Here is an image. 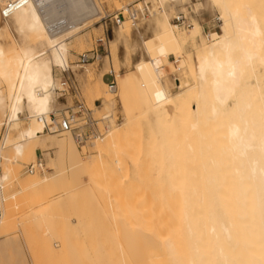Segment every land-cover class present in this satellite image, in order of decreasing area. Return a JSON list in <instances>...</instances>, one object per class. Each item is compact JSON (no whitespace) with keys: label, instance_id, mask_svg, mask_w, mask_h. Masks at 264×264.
I'll return each instance as SVG.
<instances>
[{"label":"bare ground","instance_id":"bare-ground-1","mask_svg":"<svg viewBox=\"0 0 264 264\" xmlns=\"http://www.w3.org/2000/svg\"><path fill=\"white\" fill-rule=\"evenodd\" d=\"M62 1L32 0L0 26V81L6 84L5 91L0 88V110L7 117L1 151L8 142L17 155L27 152L29 146L36 149L42 145L46 136L43 124L51 120L49 114L57 86L53 67L67 65L66 39L81 27L76 24L90 19L93 10L98 11L94 0H64L67 6L64 11L69 9L77 18L71 24L65 17L58 18L65 12L56 17L54 10H48L55 4L58 7ZM181 1L153 0L159 6L158 14H162L157 17V24L172 50L164 53L163 63L139 64L134 75L141 97V113L151 126L149 133L161 136L160 152L170 161L165 168L169 165L172 169L174 162L181 158V162L186 160L183 164L178 162L183 178L169 183L179 189L180 198L176 197L181 200L182 208L178 213L181 212L179 217L185 223L182 235L188 237L190 253L185 256L186 263L184 260L179 263L186 252L181 251L178 256L179 244L176 248L170 238L165 239V249L175 264H264V0H209L210 8L219 11L221 23L220 32L211 31L206 35L195 18L186 31L169 22L165 5L174 6L172 3ZM58 21L65 22V26L52 32L49 24ZM10 30L20 37L19 49L11 43L5 44ZM188 44L192 47L191 53L181 49V45ZM39 45L46 49L38 50ZM170 55L177 62L171 66L173 70L185 69L182 72L186 74L175 78L176 93L171 91L168 82L162 83L163 66L172 64ZM156 95H160L157 100ZM124 125L122 122L109 127V140L96 144L97 148L115 145ZM64 141H49V147L68 155L76 167L83 168L85 163L74 142L67 140L69 147ZM9 165L3 164L0 186L11 178ZM167 170L169 173L170 169ZM64 176L59 172L54 178ZM44 183L46 178L39 175L28 182L35 186ZM195 218L203 224L195 226Z\"/></svg>","mask_w":264,"mask_h":264},{"label":"rangeland","instance_id":"rangeland-1","mask_svg":"<svg viewBox=\"0 0 264 264\" xmlns=\"http://www.w3.org/2000/svg\"><path fill=\"white\" fill-rule=\"evenodd\" d=\"M94 2L98 11L93 10L90 19L76 24L81 27L66 39L69 45L66 68L53 67L57 86L49 117L54 114L59 120L64 114L82 110L79 105L83 104L90 110V116L97 120L95 128L102 136L78 143L70 132H48V122H44L46 136L42 145L36 149L29 146L27 152L18 156L9 142L1 151L7 117L0 110V172L5 162L12 170L11 178L0 186V264H175L165 249L169 238L175 247L179 244L178 248H182L183 243L182 249L176 247L178 256L181 251L186 252L179 263L183 260L186 263L185 256L190 253L188 237L182 235L185 223L179 217L181 212L178 213L182 208L181 200L176 197L180 198L179 189L169 183L175 178L176 181L183 178L178 164L185 159L174 162L172 173L169 165L165 168L170 161L164 152H160L161 136L149 133L151 126L141 113V97L134 78L138 66L163 63L164 53L172 50L157 24V17L162 15L161 12L158 14L159 6L153 0ZM172 4L171 9L170 5H165L170 23L175 24L174 16L183 11L190 22L196 20L202 24L204 35L211 31L220 32L221 22L216 21L219 11L210 8L209 0H182ZM57 5L48 10H54L56 17L65 12L58 18L65 17L71 24L77 22L72 11H64L66 4L63 3L61 10ZM132 7L139 15L136 20L128 14ZM122 8H125L124 18L116 23L113 16ZM2 23L0 19V26ZM181 29L186 31L189 28ZM19 38L10 30L5 44L11 43L19 49ZM36 48L46 49L40 45ZM191 48L189 44L181 45V49L188 53L192 52ZM94 51L97 56L93 55ZM86 52L91 59L83 63L80 54ZM169 60L172 64L163 66L165 76L162 83L168 82L171 91L176 93L174 80L186 77L182 72L185 69L173 70L171 66L177 64L174 55H170ZM114 77L116 87L111 90L109 83ZM5 86L1 80L2 91ZM159 96L156 95V100ZM108 113L110 115L106 116ZM122 122H125L120 128L123 133L115 145L97 148L109 140V127ZM169 130L173 132L172 128ZM12 137L10 132L9 139ZM53 138L74 142L84 167H76L74 159L49 147L50 142L55 141ZM66 141L65 146H69L70 142ZM32 164L35 170L30 172ZM182 166L184 169L185 165ZM167 169H170L169 173ZM59 172L65 176L55 180L54 176ZM35 175L46 178V183L29 185ZM194 221L195 226H200V222L203 224L200 219ZM198 235L201 239L202 234Z\"/></svg>","mask_w":264,"mask_h":264},{"label":"built area","instance_id":"built-area-1","mask_svg":"<svg viewBox=\"0 0 264 264\" xmlns=\"http://www.w3.org/2000/svg\"><path fill=\"white\" fill-rule=\"evenodd\" d=\"M31 1L32 0H4L2 2L0 1V19L5 20L16 10L24 7ZM129 10H130V12L128 11L129 16H132V18L136 20L138 16L137 9H133L132 7V8H129ZM124 12H125V8H122L118 11L116 15L113 16L115 18L116 23H118L119 20L124 18ZM173 21L175 24H177L181 28H189L192 26L190 19L187 17V15L183 11L178 12L177 15L174 16ZM216 21L218 23L220 21L218 16L216 17ZM50 25L51 23L49 24V26ZM49 26L48 28L51 29L52 32H56V30H59L61 27L63 28L65 26V22L58 21L57 24H52L50 27ZM95 52L96 51L93 52V55L97 56ZM89 59H91V57H89L87 52L80 54L81 62L85 63ZM109 87L111 90H115V87H116L115 77L109 83ZM79 108L82 110H79L78 112H71L68 115L64 114L59 120H57L56 116L52 114L50 122H48L46 125L47 131L48 132H70L73 135L75 141L78 143H82L93 137L98 138L102 136V133L98 129H96L97 120H95L94 118L90 116V110L88 108H85L83 104H80ZM37 166H40V163H38ZM34 170H35V165L32 164L29 167V171L33 172ZM1 215H2V209L0 205V216Z\"/></svg>","mask_w":264,"mask_h":264},{"label":"crops","instance_id":"crops-1","mask_svg":"<svg viewBox=\"0 0 264 264\" xmlns=\"http://www.w3.org/2000/svg\"><path fill=\"white\" fill-rule=\"evenodd\" d=\"M111 82V81H110Z\"/></svg>","mask_w":264,"mask_h":264}]
</instances>
